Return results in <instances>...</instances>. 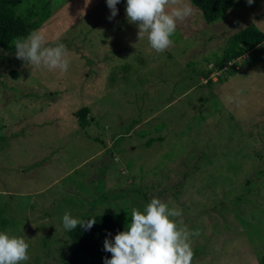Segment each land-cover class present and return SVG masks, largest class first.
Masks as SVG:
<instances>
[{
    "label": "rangeland",
    "instance_id": "374dc122",
    "mask_svg": "<svg viewBox=\"0 0 264 264\" xmlns=\"http://www.w3.org/2000/svg\"><path fill=\"white\" fill-rule=\"evenodd\" d=\"M234 2L208 24L183 0L194 13L158 53L121 5L110 21L106 0H54L37 30L67 47L65 73L0 47V232L29 243L21 264L58 263L48 241L66 212H114L127 227L153 198L199 233L192 264H264V41L216 66L233 33L264 32V0Z\"/></svg>",
    "mask_w": 264,
    "mask_h": 264
},
{
    "label": "clouds",
    "instance_id": "9594fccd",
    "mask_svg": "<svg viewBox=\"0 0 264 264\" xmlns=\"http://www.w3.org/2000/svg\"><path fill=\"white\" fill-rule=\"evenodd\" d=\"M91 2V0H87ZM111 21L118 15L120 0H106ZM255 0H247L249 5ZM194 13L191 4L183 0H126L127 20L137 25L138 41L147 35L148 42L158 53L173 45L171 37L179 23ZM135 46V45H134ZM16 58L28 66H44L65 73L69 69V51L63 43L49 46L42 30H33L26 37L14 39ZM182 210L172 207L159 198H153L143 211L133 209L131 223L118 232L114 240L105 239L104 250L110 252L104 264H192L194 251L190 237L199 235L181 227ZM63 227L71 231L77 226L90 230L95 218L81 220L65 213ZM29 243L23 237L0 232V264H21L29 260Z\"/></svg>",
    "mask_w": 264,
    "mask_h": 264
},
{
    "label": "trees",
    "instance_id": "16d2710c",
    "mask_svg": "<svg viewBox=\"0 0 264 264\" xmlns=\"http://www.w3.org/2000/svg\"><path fill=\"white\" fill-rule=\"evenodd\" d=\"M53 1L0 0V47L7 53L16 52L14 39L16 37H26L31 31L37 30L50 17ZM190 2L199 10L201 17L208 24L219 20L235 4L234 0H190ZM119 5L124 7L126 12V0H120ZM263 41L264 32L254 23L248 24L229 37L228 45L225 47L228 56L221 55L218 57L216 66L221 70L223 64L243 56ZM121 67L124 72L131 70L129 63H125ZM209 72L208 70L199 71L200 74L206 77ZM11 74L17 76V72L14 70L11 71ZM127 77H122V79L127 80ZM207 82L211 84L212 80L208 79ZM89 113L90 109L87 106H83L74 112L77 123L81 128L88 125ZM136 120L138 119H133L129 123V129L136 123ZM140 135L145 134L141 131ZM152 140L151 138L146 143ZM250 181V179H247L246 183H250ZM133 190V192L139 194L137 189ZM92 218H95L96 223L90 230L77 226L76 229L67 230L65 235L54 239L55 243L48 241V253H57L59 259L57 264H104L106 257L111 258L112 254L104 250V241L106 238L114 240L115 235L126 230V227L114 212L82 215L80 217L81 220L85 221Z\"/></svg>",
    "mask_w": 264,
    "mask_h": 264
}]
</instances>
